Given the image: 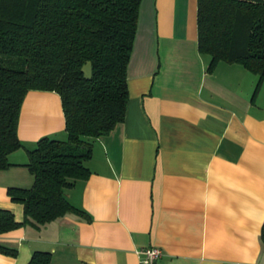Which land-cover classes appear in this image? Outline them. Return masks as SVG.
Here are the masks:
<instances>
[{
	"label": "crops",
	"instance_id": "1",
	"mask_svg": "<svg viewBox=\"0 0 264 264\" xmlns=\"http://www.w3.org/2000/svg\"><path fill=\"white\" fill-rule=\"evenodd\" d=\"M196 0H142L127 68L124 121L92 141L90 175L64 191L86 217L66 215L38 228L0 234V264H139L138 250L162 251L158 264H264V82L197 49ZM22 148L0 171V210L17 223L23 207L10 187L28 189L24 166L41 138L66 140L60 97L30 91L20 109Z\"/></svg>",
	"mask_w": 264,
	"mask_h": 264
},
{
	"label": "trees",
	"instance_id": "2",
	"mask_svg": "<svg viewBox=\"0 0 264 264\" xmlns=\"http://www.w3.org/2000/svg\"><path fill=\"white\" fill-rule=\"evenodd\" d=\"M142 0H0V171L21 149L20 109L30 91L54 92L61 100L66 140L41 138L24 165L33 176L28 189L10 187V201L24 220L0 210V234L25 225L36 228L66 215L86 217L64 191L90 172L85 163L92 141L124 121L127 68ZM197 49L210 62L236 64L264 82V0H196ZM91 63V79L82 67ZM260 241L264 249V222ZM0 254L16 252L0 246ZM51 255L32 254L28 264H50Z\"/></svg>",
	"mask_w": 264,
	"mask_h": 264
},
{
	"label": "built area",
	"instance_id": "3",
	"mask_svg": "<svg viewBox=\"0 0 264 264\" xmlns=\"http://www.w3.org/2000/svg\"><path fill=\"white\" fill-rule=\"evenodd\" d=\"M139 264H158L162 258V251L155 247H145L138 250Z\"/></svg>",
	"mask_w": 264,
	"mask_h": 264
},
{
	"label": "water",
	"instance_id": "4",
	"mask_svg": "<svg viewBox=\"0 0 264 264\" xmlns=\"http://www.w3.org/2000/svg\"><path fill=\"white\" fill-rule=\"evenodd\" d=\"M81 72L83 73V77L85 79H91L92 76V67H91V63L87 62L81 69Z\"/></svg>",
	"mask_w": 264,
	"mask_h": 264
}]
</instances>
